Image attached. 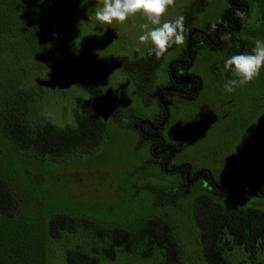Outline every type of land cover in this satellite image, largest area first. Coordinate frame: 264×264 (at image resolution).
Here are the masks:
<instances>
[{
    "label": "rangeland",
    "instance_id": "1",
    "mask_svg": "<svg viewBox=\"0 0 264 264\" xmlns=\"http://www.w3.org/2000/svg\"><path fill=\"white\" fill-rule=\"evenodd\" d=\"M39 1L38 39L32 47L18 48L19 41L29 39L23 37L22 30L25 35L30 30L17 23L12 22L16 41L0 34V56L11 61L22 52L27 82L40 90L29 103L28 122L31 127L45 122L58 128L74 126L75 113L80 111L78 100H82L97 109L104 137L95 150L64 162L46 161L32 168L20 165V176L26 171L29 174L25 181L30 186V211L0 220V250L11 251L0 253V264H66L65 252L76 249L96 257L98 264H161L164 260L157 249L152 257L143 258L144 245L132 254L117 250L115 258L108 260L101 251L109 240L105 236L101 240L83 227L52 240L47 232L52 214L82 217L100 229L127 232L158 218L173 229L182 264H205L193 220L196 199L211 194L215 186L223 192L244 175L264 178V68L251 81L226 92L224 84L233 77L224 71L225 56L205 48L190 67L201 84L195 99L172 95L162 109L157 91L168 82L170 63L186 50L189 37H185L183 45L164 57L154 76L151 101L145 104L132 79L111 64L115 57L133 60L146 53L147 46L137 39L139 24L147 23L143 17L100 25L93 12L103 0ZM243 1L250 12L240 36L250 42L248 52L255 40H264V0ZM228 6L229 0H173L163 19L189 13L193 17L190 30L203 31L208 25H218ZM6 7L0 3V20ZM17 77L14 73L8 78ZM26 77L17 81L25 83ZM3 83L6 85V80ZM14 88H5V93ZM161 114L165 120L160 137L174 152L169 168H185L190 174L208 171L214 186L197 180L182 192V175L165 172L155 161L151 140L143 138L140 129L156 124ZM213 198L219 199L218 194ZM219 204L264 211V197L246 192L223 198ZM218 248L224 264H264L263 253L249 255L228 235H221ZM12 253L18 257H10Z\"/></svg>",
    "mask_w": 264,
    "mask_h": 264
},
{
    "label": "trees",
    "instance_id": "2",
    "mask_svg": "<svg viewBox=\"0 0 264 264\" xmlns=\"http://www.w3.org/2000/svg\"><path fill=\"white\" fill-rule=\"evenodd\" d=\"M1 2L7 6V11L5 10L6 13L0 20V34L7 35L16 41L18 37L13 23H17L30 30L28 35H25L22 30L23 37L29 36V39L26 37L22 40L23 42L19 41L18 48L21 50L32 47L31 43H35L38 39L35 24H38L37 13L41 6L40 1L0 0ZM237 2L246 4L243 0H229V6L224 10L221 22L213 27L216 28L213 33L217 39L211 38L202 45H198L199 42L192 39L190 47H188L189 40H187L185 51L188 55L182 58V62L186 64V68L182 70L185 75H191L192 63H189V59L195 62L202 55L201 50L205 48L222 58L225 56V59L246 51V46L250 42L241 37L240 30L236 29L242 26L244 16L227 15L235 11L233 4ZM183 16L186 30L184 35L190 37L192 31L190 23L193 17L189 13H185ZM225 20L232 21L231 27L219 29L220 24L225 23ZM175 47L176 45H173L159 58L148 57L145 53L142 57L133 60L115 57L111 64L132 79L141 100L145 104H149L154 93L155 73L161 66L164 57ZM22 57L24 58L22 52H19L16 60L11 61L7 58L4 60L0 56V220L14 219L21 212L30 211L28 203V199H31L28 197L30 186L25 181L29 174H26V171L23 174L24 177H21L18 172L21 169L20 165L25 168L28 165L32 168L46 161L61 160L64 162L78 154L91 152L101 144L105 130L97 109L82 100H78L80 111L75 113L74 126L58 128L45 122L31 127L28 122L29 103L33 102L40 90L27 82V68L23 65L25 59ZM15 61H18V65ZM170 67L169 75L171 74L173 78L168 80L166 85L182 93V98L194 100L200 90L197 89L200 80L197 78L183 82L184 77L179 74L178 65L172 62ZM7 69H10L8 75L6 74ZM14 73L18 75L16 80L8 78ZM19 77H26L25 83L17 81ZM5 80L6 85L3 83ZM13 87H15L13 90L5 93V88ZM193 89L195 92L192 93ZM172 95L174 94L159 92L162 109H166ZM200 177L208 185L214 186L208 171H201ZM213 188L210 196L208 194L200 195L193 205V220L199 231L204 263L224 264L221 250L218 248L219 239L223 234L230 236L234 243L243 247L249 255L259 252L264 254V211L229 209L219 204L223 198L228 200L239 192H246L252 197H264V178L256 175H244L230 184L223 192H220L216 186ZM184 189H188V187H184ZM215 193L218 194L219 199L213 198ZM78 227L90 230L101 240L105 237L109 240L108 246L101 251V254L108 260L115 258L117 250L132 254L135 253L138 246L144 245L145 248L141 252L143 258L152 257L154 249H157L164 254L161 264H182L180 247L173 229L158 218L148 220L134 232H127L119 228L100 229L82 217L52 214L47 223V232L49 238L58 240L63 233H73ZM2 252L11 251L1 249V256L4 255ZM16 254L12 253L10 257H18ZM65 257L66 264H98L96 257L88 256L78 249L67 250Z\"/></svg>",
    "mask_w": 264,
    "mask_h": 264
},
{
    "label": "clouds",
    "instance_id": "3",
    "mask_svg": "<svg viewBox=\"0 0 264 264\" xmlns=\"http://www.w3.org/2000/svg\"><path fill=\"white\" fill-rule=\"evenodd\" d=\"M173 0H103L93 12L100 25L123 24L137 15L147 23L139 24L138 42L146 45L148 57H161L173 45H183L185 41L184 16L164 20L167 9ZM214 27V25H213ZM264 68V40L257 39L250 52L235 54L224 60V71L231 77L224 84L226 92L243 85L258 76Z\"/></svg>",
    "mask_w": 264,
    "mask_h": 264
},
{
    "label": "flooded vegetation",
    "instance_id": "4",
    "mask_svg": "<svg viewBox=\"0 0 264 264\" xmlns=\"http://www.w3.org/2000/svg\"><path fill=\"white\" fill-rule=\"evenodd\" d=\"M233 7L235 8V11H233L231 14H227V15H240V16H244V19L242 21V26L241 27H237V30H240V32L242 31V27L244 26V22L250 12L248 5H244L242 2L241 3H234ZM242 9V10H241ZM232 25V21L231 20H225V23L220 24L219 29H223V28H230ZM214 29L213 26H206L204 28L203 31H195L192 30L191 31V36L189 37V45L188 47H190V40L195 39L196 41H198V45H202L204 42L209 41L211 38L217 39V36L213 33ZM182 54L180 55L179 59H177L176 61H174L177 65H178V70H179V74L184 77V80H182L183 82H187L190 81L191 79H197L198 77L193 74L192 72L190 76L185 75L182 70L186 68V64L184 62H182V58L186 57L188 55V53H186V51L181 52ZM194 61H192L191 59H189V63L193 64ZM171 71V67L170 65L167 68V77L168 80L172 79L173 76L170 74L169 72ZM199 79V78H198ZM167 84V83H166ZM201 84L199 82V85L197 86V89H200ZM168 92V93H172L174 95H179V96H183L182 93H179L175 88H171L167 85L162 86L161 89H159L157 91V97L160 103V99H159V92ZM191 92H195V89L191 90ZM186 94V93H185ZM161 119L158 120L156 122V124L151 125L150 128L147 129H143V127L141 126V134L143 138H149L151 140V154L153 156V158L155 159L156 162H158L159 164H161L162 169L165 172H179L182 175V180L183 183L180 187L181 190L184 189V187H189V185L191 183H193L194 181L197 180H203L200 176H201V172H194L193 174H190L189 172H187V170H185V168H174L171 167L169 168V163L171 161V158L174 154L173 150L170 147H167L166 144L163 143L161 137H160V130H161V125L162 122H164L165 120V115L161 114ZM160 121V122H159ZM185 171V172H184Z\"/></svg>",
    "mask_w": 264,
    "mask_h": 264
}]
</instances>
